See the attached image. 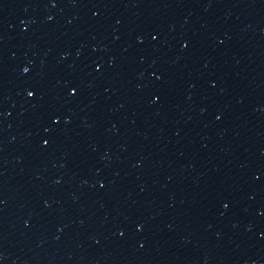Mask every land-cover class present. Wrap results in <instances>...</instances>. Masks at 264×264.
<instances>
[{
	"label": "water",
	"instance_id": "obj_1",
	"mask_svg": "<svg viewBox=\"0 0 264 264\" xmlns=\"http://www.w3.org/2000/svg\"><path fill=\"white\" fill-rule=\"evenodd\" d=\"M0 264H264V0H0Z\"/></svg>",
	"mask_w": 264,
	"mask_h": 264
}]
</instances>
